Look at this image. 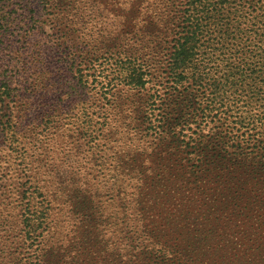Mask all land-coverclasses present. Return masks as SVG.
Listing matches in <instances>:
<instances>
[{"label": "rangeland", "instance_id": "obj_1", "mask_svg": "<svg viewBox=\"0 0 264 264\" xmlns=\"http://www.w3.org/2000/svg\"><path fill=\"white\" fill-rule=\"evenodd\" d=\"M186 1L0 0V264H126L137 218L155 221L154 241L215 246L205 264H264V0L204 3L184 63ZM136 69L146 88L127 83ZM125 166L153 182L131 187Z\"/></svg>", "mask_w": 264, "mask_h": 264}, {"label": "trees", "instance_id": "obj_2", "mask_svg": "<svg viewBox=\"0 0 264 264\" xmlns=\"http://www.w3.org/2000/svg\"><path fill=\"white\" fill-rule=\"evenodd\" d=\"M210 2L209 0H187L185 2V8H182V17H184V21L189 22L188 24L184 25V27H187L188 29L186 30L185 36H180L178 38L177 41H179L180 43V39H185L186 42L181 43V45L177 46V51L175 52V54L180 55L181 52L180 50H184L187 53V58H183L184 63L186 62H191L194 56V40L196 38V32H197V27L199 26V23H195V21H197L199 19V14H201L200 12L203 11L202 9L205 8L204 3H208ZM211 6V3L209 4ZM209 6V7H210ZM208 13V12H207ZM177 39V38H176ZM193 41V43H192ZM135 52L130 51L127 55H130V62H133L132 57H134ZM177 59H179L177 57ZM139 69H136L135 71V76L130 77V80H127V83H129V85H131L132 87H144L146 88L147 83L145 78H144V73H141L140 71H137ZM134 71V70H133ZM264 77V75H263ZM112 82H110L109 84H111ZM151 105V103H150ZM151 111V109H150ZM151 118L150 116H147L146 119ZM148 123L151 125V127L155 126V123L153 120H148ZM166 124V121H165ZM128 130H131V126L130 124L127 125ZM256 128V127H253ZM127 130V131H128ZM134 130V128H133ZM127 136V135H126ZM244 141H249L248 137L245 134V137H243ZM264 141V140H262ZM188 146L190 148L191 152V159H196V155H205L207 156L206 160H204L203 158H199L201 159L203 162L199 165V166H206V165H212L214 169H216L218 166L216 164H214L213 160H207V159H211L210 158V151L208 152V154H206V151L203 149L202 151H199L197 149L196 146H194V144H190L188 143ZM194 148V150H192ZM220 152H222V149L220 150ZM196 153V154H194ZM142 154H136V158L134 156V158L131 159V161H129V164L132 166H136V163L139 166V162ZM189 160V159H188ZM233 160V159H231ZM239 159L237 158V161ZM225 162H227V159H225ZM124 165H126L124 163ZM140 166L142 167V163H140ZM130 167V166H129ZM147 168V167H145ZM123 171L120 169L119 173L121 174L122 172L125 175V180H131L134 179V177H136V181L140 180V182L137 184V186L131 185L130 186L133 187L135 186L136 188H138V190L140 189L141 186H144L146 184H148L149 182H153V174L152 172H147L146 170H144L145 172H142L141 170H136L135 167L132 171L128 169L122 168ZM189 170H186L187 173H191L194 172L195 175L201 174V168L197 166V169L195 171L191 170L190 168H188ZM253 169H257L258 177L260 179L261 182L264 183V162L255 164L253 166ZM142 175V176H141ZM134 176V177H133ZM124 177V176H123ZM264 188V187H263ZM227 194H223V196H226ZM124 204V203H123ZM117 207V203H115L114 205V209H116ZM213 206H208V209L206 210V212H210V210H212ZM25 210L29 211V213L31 212V208H25ZM225 210V209H223ZM26 215V212H25ZM241 215H245L244 212H241ZM230 216H235V212H231ZM248 216V215H247ZM211 219L210 222L208 223V225H210L211 228V232L214 234V236L216 235L217 232H220V234L222 236H224L225 238L228 237V239L230 240L232 235L231 232H229L228 229H230V221L228 220L227 217L221 219L219 216H217L216 218H213V216H210ZM148 219H141L142 221H140V219L137 218L138 224L137 227H134V224H132L131 222H129L128 220L126 221V234L124 236V238H127L129 241V251L125 254V258H124V262L126 264H205L207 262V260L204 258L206 257V255L208 256V260H214V259H220L219 256H223V255H219L218 256V250L216 249L215 246L212 247V252L210 254H206L204 252H197L195 250H184L183 246H179V243H170L169 241L166 242H160V241H154V239L156 238V223L155 221H150ZM25 227H28V225H31V222H27L28 218H25ZM29 221H31V219H29ZM211 222H213V224H211ZM33 223V222H32ZM141 223V224H140ZM143 226H145L146 228L143 229ZM188 228L187 231H185L186 235H184V237L181 238L182 235H180L178 237V242L181 239H184L185 241L191 237L190 233L192 231V227H190V225H185L183 228ZM251 227V226H250ZM30 228V227H29ZM228 228V229H227ZM195 229V228H194ZM261 226H256L254 227L253 231L250 233L251 235H259L258 232L261 230ZM28 233V231H27ZM31 233V234H30ZM219 234V233H218ZM28 235V234H27ZM203 234L200 235H195L193 236V238L199 239L200 236H202ZM28 237L30 239L37 238V227L31 226V228L29 229V235ZM84 237H81V241H79V249L81 250V248H87L86 246L83 245V243H87L88 241L86 240ZM261 237V236H259ZM259 239L258 237L255 238ZM34 242H31L29 244V246H33ZM150 243H157L160 245L159 248H149V244ZM191 246H198V243L195 240H191L190 241ZM83 245V246H82ZM184 245V244H183ZM38 246V244H37ZM251 245L248 244V248L251 249ZM258 248V246H257ZM37 250L36 248H34V254H36ZM79 252V251H78ZM39 256L35 257L36 259H38V262H41V264H45L42 262L41 258H38ZM192 257H197L196 260H192ZM202 258H204V260H202ZM257 264H260L259 261H256ZM77 263H79V259L77 261ZM249 264V262H248Z\"/></svg>", "mask_w": 264, "mask_h": 264}]
</instances>
